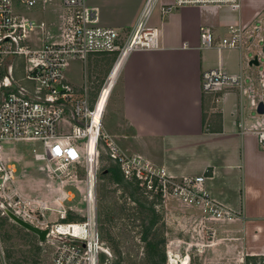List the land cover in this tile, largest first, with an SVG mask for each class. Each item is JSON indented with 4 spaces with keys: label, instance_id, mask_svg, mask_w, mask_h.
I'll list each match as a JSON object with an SVG mask.
<instances>
[{
    "label": "crops",
    "instance_id": "obj_1",
    "mask_svg": "<svg viewBox=\"0 0 264 264\" xmlns=\"http://www.w3.org/2000/svg\"><path fill=\"white\" fill-rule=\"evenodd\" d=\"M144 2L128 5L127 20L120 12L106 20L95 6L99 23L127 32L124 28L131 29ZM149 23L158 30L156 45L131 50L121 59L104 104L103 131L122 151L163 166L170 176L204 175L209 195L235 214L229 220L196 221L200 244L210 230L208 242L200 247V264H239L246 255H264V149L258 140L264 115L256 112L264 94V0H241L235 10L184 6L165 16L156 6ZM230 24L243 31L239 47L200 43V27L212 31L217 45ZM60 28L36 45L60 40ZM97 54L98 59H116L115 53ZM254 58L257 64H250ZM212 68L239 75L240 83L203 91L202 72ZM71 84L80 88L83 82ZM60 188L73 194L63 184ZM42 200L54 209L48 217L44 211L46 220H57L56 210L63 209L67 215L71 209L85 215V207ZM0 264H10L1 249Z\"/></svg>",
    "mask_w": 264,
    "mask_h": 264
},
{
    "label": "built area",
    "instance_id": "obj_2",
    "mask_svg": "<svg viewBox=\"0 0 264 264\" xmlns=\"http://www.w3.org/2000/svg\"><path fill=\"white\" fill-rule=\"evenodd\" d=\"M16 1L28 7L37 3V0H0V204L21 219L48 229L45 241L55 246L52 264H100L103 254H106L104 264L110 263L109 253L101 242L94 190L92 193L88 186L92 176L89 158L92 150L94 158L98 157L100 144L123 177L134 181L144 194L172 196L197 205L209 219L235 217L209 195L204 188V175L173 177L163 166L122 151L103 131L104 105H99L98 94L90 98L85 81L80 88L75 87L64 73L71 60L78 58L83 64L89 53H115L117 60L131 50L154 47L158 30L149 19L156 6L165 16L184 6H226L235 10L241 0H145L127 32L101 25L97 8L86 0H60L64 8L60 40H48L40 46L32 43L30 34L45 28L46 22L16 13L13 10ZM242 33L240 27L230 24L227 35L215 45L212 31L200 27L199 38L204 47L237 48L242 43ZM239 83V75L227 74L219 68L205 70L201 75V88L205 92ZM260 101L264 102V94ZM258 140L264 149V130L258 132ZM10 141L37 142L40 149H32L33 159L46 165H68L85 158L87 182L82 219H68L63 209L56 210L57 220H46L44 211L54 209L40 198H28L21 193L17 165L3 156V144ZM49 172L58 175L57 168ZM69 196L59 188L54 201L60 204L69 200Z\"/></svg>",
    "mask_w": 264,
    "mask_h": 264
},
{
    "label": "rangeland",
    "instance_id": "obj_3",
    "mask_svg": "<svg viewBox=\"0 0 264 264\" xmlns=\"http://www.w3.org/2000/svg\"><path fill=\"white\" fill-rule=\"evenodd\" d=\"M132 1L86 0L89 5L98 6L101 9V16L106 20L119 12L127 20L131 12L128 5ZM13 10L22 16L46 22L45 28L37 29L30 34L33 44H39L46 35L49 36L57 31L64 14L60 0H37V3L31 7L16 1ZM128 28H124V31L129 30ZM94 55L85 59L83 64L79 59L71 60L64 73L65 79L76 85L85 81L90 98L97 96L116 62V59H98L96 57L98 54ZM261 62L264 60L261 59ZM251 114L254 115L255 111ZM33 148L40 149V146L34 141H10L3 144V156L17 165V184L22 194L25 197H40L55 202L60 185L63 184L65 190L73 193V196L71 194L69 196L71 199L65 200L63 205H77L84 209L87 182L85 158L79 163L68 165L59 163L46 165L43 161L36 162L33 159ZM112 164L105 154L103 145L100 144L99 155L94 163V195L102 246L109 253L107 256L110 263L150 264L147 243L141 239L145 224H148L149 211L131 200L126 189L110 180L107 169ZM51 168H57L58 175L51 174L49 172ZM135 196L147 208L152 205L158 216L156 224L148 235L149 240L158 250L165 247L164 261L162 262L157 255L156 263L171 264L172 258L181 261L188 256V264H200V247L205 246L210 237V230L206 229L203 238L205 243L200 244L201 236L196 221L206 218L201 209L197 205L182 202L172 196L158 198L141 194V191H136ZM80 215V210L71 209L68 210L67 218L82 219ZM145 215L147 219H143ZM48 216H52L49 211L45 213V217ZM54 248V244L40 242L35 234L12 222L0 210V249L8 255V262L32 264L51 261ZM105 256L106 254L102 255L100 264L105 263ZM239 264H245L244 258ZM248 264H264V257L249 261Z\"/></svg>",
    "mask_w": 264,
    "mask_h": 264
},
{
    "label": "trees",
    "instance_id": "obj_4",
    "mask_svg": "<svg viewBox=\"0 0 264 264\" xmlns=\"http://www.w3.org/2000/svg\"><path fill=\"white\" fill-rule=\"evenodd\" d=\"M108 173H109V178L112 182H114L115 184H118L120 187L126 189L128 191V197L137 202L140 206L144 207L146 210L148 209L149 211V215H148V224H145V229L141 235V239L143 241H145L147 243L148 246V258L150 261V264H157L155 261V257L157 255L160 256V260L163 262L164 261V256H165V247H163V249H159L157 247H155L152 242L149 240L148 235L149 233L152 231L154 225L156 224L157 221V214L155 212V209L153 208L152 205H150L148 208L147 206H145L144 203H142L136 196H135V192L136 191H141L139 189V187L137 186V184L134 181H129L127 179H125L121 173L120 168L118 167V165H116L115 163H113L108 169H107ZM143 192L141 191V194ZM159 198V197H158ZM143 219H147V215L144 216ZM165 242V241H164ZM5 256L8 258V255L5 254ZM259 257H264V255H246L244 257L245 260V264H248L249 261H255L257 258ZM10 264H20L18 262H10ZM33 264H38V262H34ZM109 264H113V263H109Z\"/></svg>",
    "mask_w": 264,
    "mask_h": 264
},
{
    "label": "bare ground",
    "instance_id": "obj_5",
    "mask_svg": "<svg viewBox=\"0 0 264 264\" xmlns=\"http://www.w3.org/2000/svg\"><path fill=\"white\" fill-rule=\"evenodd\" d=\"M120 64H121V59H117L115 64L113 65L111 71L108 73L99 93H98V100H99V105H104L107 98H108V95L114 85V82H115V78H116V75H117V72L119 70V67H120ZM94 163H95V158H94V150H92V155L91 157L89 158V168L92 170V176H90V181H89V184L88 186L91 187V191L93 193V190H94ZM87 186V188H88ZM22 193V192H21ZM29 198V197H28ZM186 257L183 258L181 261L179 260H176L174 258H172V263L171 264H184V261H185Z\"/></svg>",
    "mask_w": 264,
    "mask_h": 264
},
{
    "label": "water",
    "instance_id": "obj_6",
    "mask_svg": "<svg viewBox=\"0 0 264 264\" xmlns=\"http://www.w3.org/2000/svg\"><path fill=\"white\" fill-rule=\"evenodd\" d=\"M262 42V50L264 51V36L261 40ZM257 64V59L254 58L252 61H250V64ZM264 102L263 101H259L256 107V112L259 114H262L264 112ZM0 209L3 211V213L15 224H17L18 226L22 227L23 229L35 234L38 238V240L40 242H43L46 240V234L48 232L47 228H41L38 227L37 225H34L28 221H25L23 219H21L20 217H18L17 215H15L11 210H9L6 206H4L3 204H0Z\"/></svg>",
    "mask_w": 264,
    "mask_h": 264
}]
</instances>
